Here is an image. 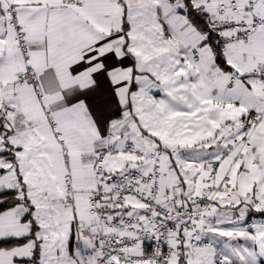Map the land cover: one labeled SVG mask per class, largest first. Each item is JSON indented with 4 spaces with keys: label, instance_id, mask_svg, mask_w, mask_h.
<instances>
[{
    "label": "snow or ice",
    "instance_id": "1",
    "mask_svg": "<svg viewBox=\"0 0 264 264\" xmlns=\"http://www.w3.org/2000/svg\"><path fill=\"white\" fill-rule=\"evenodd\" d=\"M0 264H264V0H0Z\"/></svg>",
    "mask_w": 264,
    "mask_h": 264
}]
</instances>
